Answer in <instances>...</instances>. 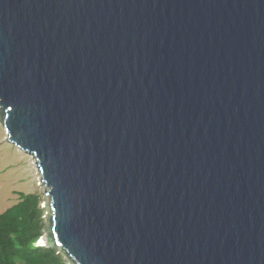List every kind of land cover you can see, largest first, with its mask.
<instances>
[{"label": "water", "instance_id": "1", "mask_svg": "<svg viewBox=\"0 0 264 264\" xmlns=\"http://www.w3.org/2000/svg\"><path fill=\"white\" fill-rule=\"evenodd\" d=\"M0 123L69 264H264V0H0Z\"/></svg>", "mask_w": 264, "mask_h": 264}, {"label": "trees", "instance_id": "2", "mask_svg": "<svg viewBox=\"0 0 264 264\" xmlns=\"http://www.w3.org/2000/svg\"><path fill=\"white\" fill-rule=\"evenodd\" d=\"M39 194H20V202L0 215V264H69L58 249L38 245L46 230Z\"/></svg>", "mask_w": 264, "mask_h": 264}, {"label": "rangeland", "instance_id": "3", "mask_svg": "<svg viewBox=\"0 0 264 264\" xmlns=\"http://www.w3.org/2000/svg\"><path fill=\"white\" fill-rule=\"evenodd\" d=\"M40 180L33 157L6 142V133L0 123V215L20 202V194H39L46 214L48 209L45 204L49 199Z\"/></svg>", "mask_w": 264, "mask_h": 264}, {"label": "bare ground", "instance_id": "4", "mask_svg": "<svg viewBox=\"0 0 264 264\" xmlns=\"http://www.w3.org/2000/svg\"><path fill=\"white\" fill-rule=\"evenodd\" d=\"M39 175H40V174H39ZM40 181H41V180H40ZM42 243H43V245H45V243H46V242H45V240H44V239H43Z\"/></svg>", "mask_w": 264, "mask_h": 264}, {"label": "clouds", "instance_id": "5", "mask_svg": "<svg viewBox=\"0 0 264 264\" xmlns=\"http://www.w3.org/2000/svg\"><path fill=\"white\" fill-rule=\"evenodd\" d=\"M39 244V243H38Z\"/></svg>", "mask_w": 264, "mask_h": 264}]
</instances>
